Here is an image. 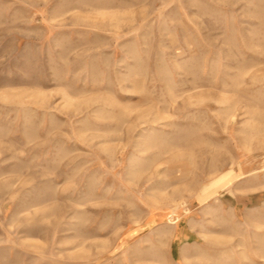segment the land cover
<instances>
[{"label":"rangeland","instance_id":"obj_1","mask_svg":"<svg viewBox=\"0 0 264 264\" xmlns=\"http://www.w3.org/2000/svg\"><path fill=\"white\" fill-rule=\"evenodd\" d=\"M0 264H264V0H0Z\"/></svg>","mask_w":264,"mask_h":264},{"label":"crops","instance_id":"obj_2","mask_svg":"<svg viewBox=\"0 0 264 264\" xmlns=\"http://www.w3.org/2000/svg\"><path fill=\"white\" fill-rule=\"evenodd\" d=\"M250 189V188H249ZM225 193H227L225 191ZM156 219V218H155ZM179 223H177L174 227V235L173 241H180L181 240H188V236L196 235L199 236V229L200 223L197 220L193 219L192 217L182 218ZM183 242V241H182Z\"/></svg>","mask_w":264,"mask_h":264}]
</instances>
